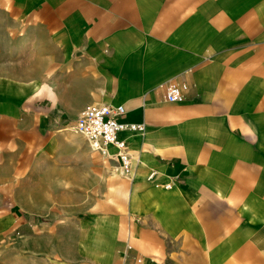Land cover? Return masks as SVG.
<instances>
[{"label": "crops", "instance_id": "crops-1", "mask_svg": "<svg viewBox=\"0 0 264 264\" xmlns=\"http://www.w3.org/2000/svg\"><path fill=\"white\" fill-rule=\"evenodd\" d=\"M93 103L145 124L121 182L74 129ZM28 161L62 199L12 264H264V0H0L2 197Z\"/></svg>", "mask_w": 264, "mask_h": 264}, {"label": "rangeland", "instance_id": "rangeland-1", "mask_svg": "<svg viewBox=\"0 0 264 264\" xmlns=\"http://www.w3.org/2000/svg\"><path fill=\"white\" fill-rule=\"evenodd\" d=\"M41 102L45 103L44 99L41 100ZM97 151L101 152L100 150ZM22 156L28 157V151L25 152L23 150ZM113 165H115L113 170H117V172L112 170L111 165L110 168L111 171L115 172V176H117L116 182H121L126 175L121 172L119 166L114 162ZM29 168L28 161L27 167L22 168L21 174L11 179L10 188L6 190L4 197H2V193L0 192V247L3 246L7 249H12L14 237L19 236L18 234H29L31 225L36 229V222L38 225H43L40 224V219L37 218V215L32 212L37 210L38 212L44 213L47 202L51 200L50 203H52V200L56 202L62 199L59 193L47 192L45 190V185L43 186L44 188H42L41 184L37 182L36 174L30 175ZM107 176L108 174H105V182L107 181ZM108 187L109 186L105 183L103 189L99 190L104 200H108L109 203L113 197L121 202L127 200L126 195H118L117 191L113 192V189H109ZM97 197H100L98 193ZM2 200L6 201L3 206L1 205ZM53 209L57 211L61 210V207L53 206ZM6 217L10 218L9 221H6ZM12 262V255H7L6 258L0 255V264H12Z\"/></svg>", "mask_w": 264, "mask_h": 264}, {"label": "built area", "instance_id": "built-area-1", "mask_svg": "<svg viewBox=\"0 0 264 264\" xmlns=\"http://www.w3.org/2000/svg\"><path fill=\"white\" fill-rule=\"evenodd\" d=\"M189 84L185 81L171 80L165 85V99L169 102L182 101ZM126 113L124 104L97 103L87 105L76 118L74 129L83 134L92 147L104 155L119 161V169L127 175L132 173V157L128 141L123 137L126 130L144 131V123L126 122L120 119ZM114 147L116 152L109 154L108 149ZM155 175L152 171L150 177ZM167 188L171 184H166ZM132 249L127 242L126 251ZM142 262V258L137 259Z\"/></svg>", "mask_w": 264, "mask_h": 264}, {"label": "bare ground", "instance_id": "bare-ground-1", "mask_svg": "<svg viewBox=\"0 0 264 264\" xmlns=\"http://www.w3.org/2000/svg\"><path fill=\"white\" fill-rule=\"evenodd\" d=\"M110 149H111V148L108 149L109 154H110Z\"/></svg>", "mask_w": 264, "mask_h": 264}]
</instances>
